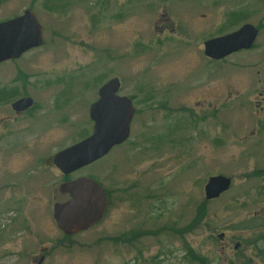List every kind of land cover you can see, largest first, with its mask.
<instances>
[{
	"label": "rangeland",
	"instance_id": "rangeland-1",
	"mask_svg": "<svg viewBox=\"0 0 264 264\" xmlns=\"http://www.w3.org/2000/svg\"><path fill=\"white\" fill-rule=\"evenodd\" d=\"M28 8L44 44L0 64V264H195L191 251L264 264V0H0V21ZM248 23L249 51L205 55L206 40ZM113 77L134 98L130 139L70 175H91L111 200L68 237L53 158L93 133L90 107ZM24 96L32 107L16 113ZM218 174L231 187L206 202Z\"/></svg>",
	"mask_w": 264,
	"mask_h": 264
},
{
	"label": "water",
	"instance_id": "water-1",
	"mask_svg": "<svg viewBox=\"0 0 264 264\" xmlns=\"http://www.w3.org/2000/svg\"><path fill=\"white\" fill-rule=\"evenodd\" d=\"M259 29L244 24L231 33L212 37L204 42V51L210 59L221 60L241 50L254 46ZM45 41L42 23L32 9L20 16L0 21V64L19 59L34 48L42 47ZM264 60V54H263ZM121 79L110 78L98 89V99L92 103L89 116L94 122L93 133L74 145L63 148L53 158L59 170L68 175L108 155L116 145L129 139L135 105L131 97L119 95ZM33 99L24 96L14 101L12 109L24 112L31 108ZM232 178L222 174L210 176L204 187L206 201L219 198L230 189ZM60 192L69 195L65 202H55L53 212L56 224L65 235H75L90 229L106 215L109 200L105 187L90 176H82L59 185ZM221 233L219 239L224 238ZM241 243L234 248L239 249ZM44 256L39 263L43 262Z\"/></svg>",
	"mask_w": 264,
	"mask_h": 264
},
{
	"label": "trees",
	"instance_id": "trees-1",
	"mask_svg": "<svg viewBox=\"0 0 264 264\" xmlns=\"http://www.w3.org/2000/svg\"><path fill=\"white\" fill-rule=\"evenodd\" d=\"M241 19V18H240ZM237 23V22H236ZM235 23V24H236ZM13 92H16V90H14ZM6 93H8L7 92V90L5 91V90H2V91H0V94H6ZM207 202V201H206ZM205 204V202L203 203V205ZM203 208L204 207H202V208H200L199 210H198V212L196 213V215H195V219L192 221V224H191V226H190V228H194V227H196L197 226V223H199L203 218V216H204V213H203ZM69 237V236H68ZM191 254H193V257H194V259H192V262L193 263H197V261L199 260L200 261V264H206V261L203 259V258H200L199 256L197 257V255L196 254H194L192 251H191ZM201 259V260H200Z\"/></svg>",
	"mask_w": 264,
	"mask_h": 264
},
{
	"label": "flooded vegetation",
	"instance_id": "flooded-vegetation-1",
	"mask_svg": "<svg viewBox=\"0 0 264 264\" xmlns=\"http://www.w3.org/2000/svg\"><path fill=\"white\" fill-rule=\"evenodd\" d=\"M251 49V48H250ZM242 51H249V50H241V51H237V52H242ZM235 54V53H234ZM206 55V54H205ZM232 55V54H231ZM208 57V56H207ZM209 58V57H208ZM226 58V57H225ZM214 60V59H213ZM221 60H223V59H221ZM221 60H216V61H221ZM121 89V88H120ZM119 95H120V91H119ZM121 95H124V94H121ZM128 96V95H127ZM8 96H5L4 97V99H6ZM129 97H131V96H129ZM23 98V97H22ZM19 99V98H18ZM18 99H16V100H18ZM131 99L133 100V102H134V98L133 97H131ZM15 100V101H16ZM14 102V101H13ZM12 105V104H11ZM16 113H24V112H17V111H15ZM130 139V138H129ZM128 139V140H129ZM125 143V142H124ZM122 145V144H121ZM117 146H120V145H116V146H114L112 149H114L115 147H117ZM112 149H111V151H112ZM80 170V169H79ZM78 170H76L75 172H77ZM75 172H73V173H70V174H68V175H65L64 173V176H66L65 177V180L64 181H73V180H76V178H79V177H82V176H80V175H78V177H76V178H72V177H70V175H72V174H74ZM62 173V172H61ZM83 176H90L91 178H93V179H95L94 177H92L91 175H83ZM97 181V180H96ZM98 182V181H97ZM62 183H64V182H62ZM61 183V184H62ZM99 184H100V182H98ZM102 185V184H101ZM106 193H107V198H108V202H109V205H110V200H111V198H110V196H109V193H108V191L106 190ZM63 195V194H62ZM65 195V194H64ZM63 195V196H64ZM67 198L69 197V195H65ZM66 198V199H67ZM65 199V200H66ZM109 205H108V207H109ZM107 211H108V208H107ZM107 213V212H106ZM62 231V230H61ZM63 232V231H62ZM67 236H69V235H67ZM69 237H71V236H69Z\"/></svg>",
	"mask_w": 264,
	"mask_h": 264
}]
</instances>
